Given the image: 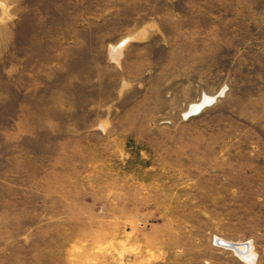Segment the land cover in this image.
<instances>
[{
    "label": "rangeland",
    "instance_id": "rangeland-1",
    "mask_svg": "<svg viewBox=\"0 0 264 264\" xmlns=\"http://www.w3.org/2000/svg\"><path fill=\"white\" fill-rule=\"evenodd\" d=\"M0 20V264H264V0Z\"/></svg>",
    "mask_w": 264,
    "mask_h": 264
},
{
    "label": "water",
    "instance_id": "water-1",
    "mask_svg": "<svg viewBox=\"0 0 264 264\" xmlns=\"http://www.w3.org/2000/svg\"><path fill=\"white\" fill-rule=\"evenodd\" d=\"M213 242L217 246L230 249L237 253H244L247 248V245L245 244H234V243L226 242V241L216 239V238L213 240Z\"/></svg>",
    "mask_w": 264,
    "mask_h": 264
},
{
    "label": "bare ground",
    "instance_id": "bare-ground-1",
    "mask_svg": "<svg viewBox=\"0 0 264 264\" xmlns=\"http://www.w3.org/2000/svg\"><path fill=\"white\" fill-rule=\"evenodd\" d=\"M1 21V20H0ZM237 253V252H236ZM240 256H242V258H244L245 260H248V261H253L252 258H253V254L251 252V248L247 247L246 248V252L243 254V253H238Z\"/></svg>",
    "mask_w": 264,
    "mask_h": 264
}]
</instances>
